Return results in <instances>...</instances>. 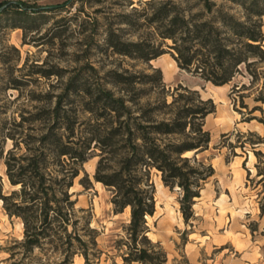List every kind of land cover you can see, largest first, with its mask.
Wrapping results in <instances>:
<instances>
[{
    "label": "trees",
    "instance_id": "obj_1",
    "mask_svg": "<svg viewBox=\"0 0 264 264\" xmlns=\"http://www.w3.org/2000/svg\"><path fill=\"white\" fill-rule=\"evenodd\" d=\"M220 1L195 0L202 8L195 14L172 0L146 1L148 8L142 14L153 26L159 47L142 39L124 41L111 26L106 29L105 44L114 54L147 64L152 74L112 70L107 83L115 90L70 79L62 93L43 95L42 107H36L31 118L22 116L20 122L13 119L10 130L3 122L0 159H4L6 176L15 189L3 194L0 185V200L6 214L19 218L23 226L22 239L8 249L11 264L42 262L35 251L46 256V264H71L75 255L82 256L84 264L98 259L96 230L90 227V217L84 216L87 210L75 207L77 200L71 191L95 149L99 150L95 181L112 190L116 214L130 209L126 240L119 241L126 247L122 264H167L160 243L152 242L147 235L146 217L155 214L151 170L160 173L164 186L181 190L180 211L184 222L192 224L195 200L203 183L214 175L212 165L196 155L209 148L211 137L204 128L205 118L215 107L197 90L182 86L174 90L168 102L161 70L149 63L169 53L180 69L214 86L226 85L245 72L249 86L261 83L254 101L264 104V6L260 7L258 0ZM228 3L240 6L242 11L233 13ZM14 7L24 14L28 10L49 11L26 3ZM124 18L125 24L133 25L128 16ZM166 40L171 41L168 51L161 48ZM239 96L241 107L247 108L244 96ZM27 99L33 101V95ZM53 99L55 106L46 107ZM77 106L90 114L88 121L79 119ZM257 110L261 107H253L250 113ZM37 121L42 124L40 129L29 125L31 132L24 134V123ZM83 124L85 129L79 131ZM6 138L13 141V147L3 155ZM257 139L252 144L262 143L260 137ZM185 152L193 156L184 157ZM254 154L258 160L257 185L263 187L259 196L263 216V154ZM79 182L86 189L91 186L86 173Z\"/></svg>",
    "mask_w": 264,
    "mask_h": 264
},
{
    "label": "rangeland",
    "instance_id": "obj_2",
    "mask_svg": "<svg viewBox=\"0 0 264 264\" xmlns=\"http://www.w3.org/2000/svg\"><path fill=\"white\" fill-rule=\"evenodd\" d=\"M146 1L0 0V129L4 121L10 130L13 119L20 122L22 116L31 118L35 108L42 107L43 95L62 93L70 79L115 90L107 83L112 70L152 74L147 64L114 54L105 44L106 29L111 26L124 41L142 39L159 47L160 40L153 26L146 23L142 14L143 9L148 8ZM158 1L168 0H155ZM172 1L192 14L202 9L195 0ZM18 3L49 11L32 13L28 10L24 14L14 7ZM258 3L264 6V0ZM227 5L233 13L242 11L238 5ZM56 6L61 7L52 8ZM124 16H128L133 25L125 24ZM262 23L264 34V17ZM170 44L171 41L166 40L161 48L168 51ZM174 62L169 53H164L149 64L161 70L168 102L178 86L197 90L204 100L211 99L215 111L205 118L204 126L211 141L208 150L197 154L196 158L210 163L214 175L203 183L200 197L193 205L192 224H186L180 211L181 190L164 186L160 173L152 169L155 214L146 219L148 238L160 243L166 252L167 264H264V215L259 210L263 187L257 185L259 177L255 165L258 160L254 154V151L263 154L260 159L264 167V104L254 101L261 83L249 86L250 78L242 72L230 83L216 87L180 69ZM242 85L245 88L239 90ZM30 95L33 101H28ZM239 95L244 96L247 108L241 107ZM55 104L56 99H53L46 107ZM255 106L261 110L250 113ZM77 108L79 119L88 121L90 114ZM24 124V134L31 132L29 125L36 129L42 126L40 121ZM78 129L83 131L85 124ZM258 137L262 143L252 144ZM12 147L13 141L6 138L3 155ZM97 153L99 150L95 149L94 157L84 163L71 191L73 199L77 200L75 207L87 210L84 216L90 217V227L96 230L100 253L92 264H122L121 255L126 247L119 241L126 240L130 209L127 207L116 214L111 202L112 190L95 181ZM192 156L193 153L184 155ZM85 173L91 181L87 189L79 182ZM0 185L3 194L15 189L6 176L4 159H0ZM22 237L21 220L9 217L0 202V264L13 262L8 260V249ZM34 254L42 261L37 264H46L44 254L39 251ZM57 260V257L52 259ZM71 264H84V259L75 255Z\"/></svg>",
    "mask_w": 264,
    "mask_h": 264
},
{
    "label": "bare ground",
    "instance_id": "obj_3",
    "mask_svg": "<svg viewBox=\"0 0 264 264\" xmlns=\"http://www.w3.org/2000/svg\"><path fill=\"white\" fill-rule=\"evenodd\" d=\"M153 61V60H152ZM174 64H175V62H174ZM216 87H219V86H216ZM189 153H191V152H185V154L184 155H188ZM255 157L252 155L251 156V159H254ZM80 176V175H79ZM77 179V178H76ZM0 202H1V200H0ZM147 218V217H146ZM20 227V226H19ZM147 234H149V232L147 233Z\"/></svg>",
    "mask_w": 264,
    "mask_h": 264
}]
</instances>
